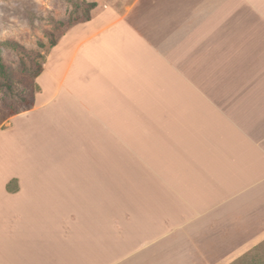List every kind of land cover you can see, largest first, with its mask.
Returning <instances> with one entry per match:
<instances>
[{
	"label": "crops",
	"instance_id": "1",
	"mask_svg": "<svg viewBox=\"0 0 264 264\" xmlns=\"http://www.w3.org/2000/svg\"><path fill=\"white\" fill-rule=\"evenodd\" d=\"M92 2L0 128V264L246 256L264 242V0Z\"/></svg>",
	"mask_w": 264,
	"mask_h": 264
},
{
	"label": "rangeland",
	"instance_id": "2",
	"mask_svg": "<svg viewBox=\"0 0 264 264\" xmlns=\"http://www.w3.org/2000/svg\"><path fill=\"white\" fill-rule=\"evenodd\" d=\"M92 1L96 0H0V62L5 70H0V128L6 127L9 111L24 108L36 91L33 74L50 51L48 34L59 41L82 24L87 14L80 3ZM6 148L0 145V163L8 154ZM230 264H264V242Z\"/></svg>",
	"mask_w": 264,
	"mask_h": 264
},
{
	"label": "trees",
	"instance_id": "3",
	"mask_svg": "<svg viewBox=\"0 0 264 264\" xmlns=\"http://www.w3.org/2000/svg\"><path fill=\"white\" fill-rule=\"evenodd\" d=\"M80 6L84 10V12H86V14H87L86 18L84 19L85 20L84 22L90 21V19H91L90 12L93 9H95V7L97 6L96 3H94V2H90V3L82 2V3H80ZM48 35H49V40H50L49 48L52 49L53 47L56 46L58 41L54 38V35L52 33H49ZM14 45H17V44H14ZM44 60H45V58H44ZM0 70H1L2 73L5 72L4 66H3V64L1 62H0ZM41 72H42V65H38L36 71L33 74V78L35 79ZM4 86H6V90L10 93L11 92V87L8 86V83H5ZM2 87H3V85L0 84V91H2ZM35 87H36V91L35 92H37L38 88H37L36 84H35ZM35 92H34V94H35ZM34 94H32V98L30 99V101H26V106L24 108L18 109V110H10L8 115H7L8 118H10V117H12V116H14V115H16V114H18L20 112L27 111V110H30L31 108H33V106H34V102H33ZM15 184H16L15 180H11L8 183V185H7L8 191H13L14 187H15Z\"/></svg>",
	"mask_w": 264,
	"mask_h": 264
}]
</instances>
